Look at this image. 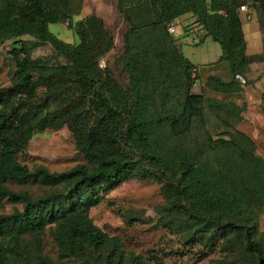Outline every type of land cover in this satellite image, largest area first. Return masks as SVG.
<instances>
[{
	"label": "trees",
	"instance_id": "trees-1",
	"mask_svg": "<svg viewBox=\"0 0 264 264\" xmlns=\"http://www.w3.org/2000/svg\"><path fill=\"white\" fill-rule=\"evenodd\" d=\"M124 1L126 87L100 65L114 46L102 17L72 23L73 0H0V41L12 39L15 64L10 84L0 87V209L5 200L21 204L0 213V264H163L128 252L91 216L105 194L135 177L161 184L158 223L185 247L219 248L234 264H264V156L236 127L246 107L193 92L196 67L168 31L190 14L203 34L199 42H219V61L229 62L232 79L211 75V87L234 93L236 75L264 62V44L247 52L241 7L258 12L264 33V0H143L132 8ZM56 22H67L80 40L60 39L49 29ZM27 35L50 43L66 62L33 58ZM208 114L223 134H214ZM63 126L86 162L51 171L18 160L35 134ZM10 178L37 180L45 190L35 198L14 192L4 184ZM47 231L56 256L44 253Z\"/></svg>",
	"mask_w": 264,
	"mask_h": 264
},
{
	"label": "rangeland",
	"instance_id": "rangeland-1",
	"mask_svg": "<svg viewBox=\"0 0 264 264\" xmlns=\"http://www.w3.org/2000/svg\"><path fill=\"white\" fill-rule=\"evenodd\" d=\"M142 1L125 0L124 7L132 8L133 4ZM73 4L74 10L78 13L73 15L72 23L93 13L104 19L114 38V46L103 59L115 81L126 87L127 74L122 54L123 36L129 24L119 11L118 0H73ZM138 9L143 13V7ZM241 15L246 31L247 52L249 54L261 52L264 33L260 28L258 12L247 6ZM193 20L190 14L184 15L176 23L177 30L174 34L177 43L181 44L182 52L196 67L192 91L244 105L246 109L236 127L256 141L258 153L264 156V62L251 65L250 72L245 75L247 83L243 86L237 82L239 91L223 93L214 90L209 83L211 75L220 76L227 81L232 79L229 62L219 61L222 54L219 42L212 38L199 42L200 35L203 34L197 26H193ZM49 29L66 42L77 43L80 40L75 28L69 27L67 22L50 23ZM188 31L191 33L187 34ZM22 39L33 58H42L51 63L66 62L50 43L41 42L28 35ZM11 43L12 39L0 41V87L10 84L15 70L10 51ZM208 118L214 134H223L226 128L219 119L211 114H208ZM18 160L28 165L31 170L42 164L51 171H65L86 162L67 126L35 134L28 146L19 153ZM4 184L14 192H28L33 198L45 190L37 180L20 181L10 178L5 180ZM163 203L160 183L154 179L135 177L105 194L104 199L92 208L91 216L95 224L104 231L112 236H118L128 252H135L144 258L156 255L163 264H234L233 260L219 248L209 251L198 247H185L176 234L158 223L159 213L156 208ZM15 207L21 208V204L5 200L0 213H10ZM131 216L134 218L131 219ZM259 230L264 237V212L260 216ZM42 245L44 253L57 255V247L50 231L42 237Z\"/></svg>",
	"mask_w": 264,
	"mask_h": 264
},
{
	"label": "built area",
	"instance_id": "built-area-1",
	"mask_svg": "<svg viewBox=\"0 0 264 264\" xmlns=\"http://www.w3.org/2000/svg\"><path fill=\"white\" fill-rule=\"evenodd\" d=\"M242 10H246L247 9V5H243L242 7ZM176 25L174 24V23H170L169 25H168V31L170 32V33H176ZM102 63H103V65H102ZM100 65L101 66H104V65H106V63H105V61L104 60H101V63H100ZM236 78H237V80L241 83V85H245L246 84V78L243 76V75H241V74H237L236 75Z\"/></svg>",
	"mask_w": 264,
	"mask_h": 264
}]
</instances>
